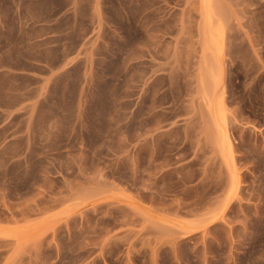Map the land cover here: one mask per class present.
Segmentation results:
<instances>
[{"label":"rangeland","instance_id":"374dc122","mask_svg":"<svg viewBox=\"0 0 264 264\" xmlns=\"http://www.w3.org/2000/svg\"><path fill=\"white\" fill-rule=\"evenodd\" d=\"M215 2L0 0V264H264V0Z\"/></svg>","mask_w":264,"mask_h":264},{"label":"bare ground","instance_id":"6f19581e","mask_svg":"<svg viewBox=\"0 0 264 264\" xmlns=\"http://www.w3.org/2000/svg\"><path fill=\"white\" fill-rule=\"evenodd\" d=\"M212 2L216 3L217 1L215 2V0H204L205 6H206V14H207L208 21H209L211 26H213V24H214V26L211 29V34H210L211 42L215 46H219V44H221L222 39H223V32H222L221 26L220 27L219 26H215V23H217V21H215V19H214V12L217 9L214 10V7L212 6ZM219 10H221V7H220ZM216 12H215V15H216ZM219 13H221V15H222L221 17L224 18L223 17V13L220 12V11H219ZM219 18H220V16H219ZM213 20H214V22H213ZM224 21H225V18H224L223 22ZM209 50H210V48H209ZM222 54H223V50L220 48V50L218 51V56H221ZM211 60H213V59H209V61H211ZM210 64H211V62L209 63L208 66H210ZM214 66H215V64L212 67H214ZM216 67L217 66H215V68H214L215 70L212 68L213 71L211 73H210V70H208V74H206L207 72L206 73L204 72L205 73L204 74V78L201 77L202 80L203 79L205 80V81H203V84H205L204 82L207 81L206 79H207L208 75L210 76V78H212V80H213L212 82H214L213 86H212V84H211L212 82H211V80L208 77V79L211 82V83L209 82L211 84L210 86H212L213 88L211 87L212 90H210V86L208 87V85H207L208 88L206 86H204V87H206V90L204 89L206 91V97H207V95L211 94L210 95L211 97L210 96H208V97L212 98V94H215L216 92L218 93V91H220L219 89H221L220 79L217 78L218 74H216L218 72L216 70ZM208 69H211V68H208ZM215 71H217V72H215ZM206 83H208V81ZM210 91H212V92H210ZM223 94L220 93L219 97L216 96L215 99L212 102H211V99L208 98L210 100L209 101L210 102L209 103V110H210L211 116L213 118V123H211V126H209L208 129L210 127H212V124L214 125V127H212V128L215 131V133H214L215 137L213 136V138H214V140L216 138L217 143H218V145H219V147H220V149H221V151L223 153V156H224V158H225V160H226V162L228 164V167H229V170H230V173H231V179H232V190L235 191V189L237 188L238 183L240 182V175L238 173V168H237V163H236L237 162L236 150H235V146H234L233 141H232V136L230 134V126H229L230 123L228 122L229 119H228V114H227V111H226V105H225ZM206 106H207V104H206ZM209 116H210V114H209ZM210 121H212V120L210 119ZM210 131H211V134H212L213 130L209 129V132Z\"/></svg>","mask_w":264,"mask_h":264}]
</instances>
